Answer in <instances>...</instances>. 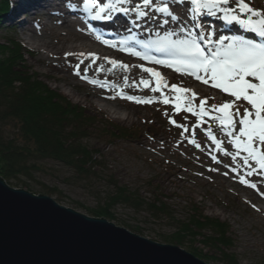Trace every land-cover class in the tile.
<instances>
[{
  "label": "rangeland",
  "instance_id": "obj_1",
  "mask_svg": "<svg viewBox=\"0 0 264 264\" xmlns=\"http://www.w3.org/2000/svg\"><path fill=\"white\" fill-rule=\"evenodd\" d=\"M20 1L21 6H24V0ZM164 1L172 7L180 5L185 7L184 9H190L184 12L190 22L212 17L211 20L219 25L215 26V23L211 27L219 35L220 33L227 35L235 33L256 43H264V38H258L257 34L245 31L239 25L226 23L222 19V13L208 15L205 12L204 15H200L193 10L194 6L190 5V0L188 2ZM8 2L9 10L0 19V41L7 43L16 40L26 50L31 51V55L26 57L31 72L39 76L50 89L64 96L71 104L81 107L82 111L85 110L83 114L87 116L86 121L92 125L94 131H90V135L82 141L89 149L98 152L97 162L100 164L97 169L98 174L88 177L56 161H38L36 164L39 171L34 172L31 178L20 177V187L17 190H24L36 196H39L42 191L44 196L51 197L59 205L90 216L87 210L95 209L100 204L103 205L107 196L112 192L108 182L112 177L122 186L129 187L133 192H139L140 197L147 202L163 200L173 213L168 218L165 216L154 218L146 209L135 210L128 206H118L112 211L115 220L110 221L117 227L126 229L129 226L139 229L140 231L134 234L158 244L177 246L192 255L195 250L202 256L208 257V259L198 257L206 264H221L218 261L219 254L214 249L200 243L201 238H198L199 240L187 238L182 246L166 243V239L176 234L180 226L188 223L192 217H207L227 225L233 243L231 253L237 258L239 264H264V209L261 213H256L254 207L246 199L247 194L243 191H250L253 194V202H256L258 207H263L264 201L262 199L260 201L252 189L237 183L233 184L223 175L216 174L217 169L221 170L220 163H229L230 160L223 151H219L216 145L208 140L205 133V131L217 133V137L224 140L221 147L227 152L235 153L237 151L235 146L228 143L231 137L227 139L220 120L213 119V117L223 119V114L213 111V106L219 108L223 103L231 100L234 102V107L229 111L234 112L235 107L239 106L241 114H243L244 107L252 110L250 106L244 101H235L234 97L222 94L218 88L209 89L202 84L200 86L216 94L218 101L209 102L198 94H195L196 97H190L191 95L188 97L181 91L176 92L175 94L181 98L179 111L174 107L175 103H163L164 95L153 93L145 97L134 96L140 100L151 101V103H136L125 99L126 95L119 94L115 95V98L119 100L124 96V102H109L100 98V94L96 97V89L89 87V84L80 81V78L77 79L76 74L72 73L74 68L71 62L80 64L79 61L70 62L65 57L58 60L56 56L46 54L33 42L26 40V35L19 24L21 22L32 31L41 32L38 29L44 28L46 23L48 26L58 27L61 25L58 21L62 20L56 19L52 23L48 21L52 18L51 15L48 19L45 10L32 7L27 10L28 14L25 15V21H23L22 13L17 14L19 5L16 7L11 5L13 0H8ZM130 2L137 4L142 11L143 6H140L138 0H130ZM158 2L162 3L163 0H157V3H154L163 7ZM245 2L254 9L264 10V0H245ZM230 6L237 7L234 0H230ZM38 10L41 11L40 15H34ZM135 11L134 8L131 14L127 15V19L136 24V27L146 24L147 21ZM240 15L241 18H246L244 14ZM207 25L210 26V23L207 22ZM33 26H40V28L35 29ZM42 37L46 41L55 43V39L48 33ZM84 62L86 67L95 63L92 59H85ZM68 68L71 69V73ZM121 79L125 80L123 77ZM177 79V81H184L179 76ZM102 85L100 86H108ZM207 85H211V81ZM191 89L194 88L191 87ZM166 97H171V93ZM202 102L206 112L203 117L184 111L186 107L199 110ZM103 103L113 105L111 107L117 110L119 115H112L101 110ZM177 113L185 116L179 119L178 126H174L172 118L177 116ZM235 118L239 119V117ZM110 125L131 130V134L129 133L127 138L121 136L116 139L111 136L115 131H111ZM239 127L240 125H237V128ZM184 128H188L189 131L185 132ZM0 129L7 138H13L18 134L12 124L2 125ZM197 144L200 146L196 147ZM261 148L264 150V146ZM215 151H217L216 155ZM240 154L247 155L243 152ZM213 156L216 160L212 159ZM235 162L242 164V159L238 158ZM233 168L234 164H230L229 169H223V173L234 176ZM234 169L233 171L237 172ZM243 169L246 173L243 176L239 174L235 176L236 181L248 178L249 182L252 181L257 186L263 185L261 189L256 188V190L264 193V184L259 185L264 182V178L258 176L261 175L259 171L254 172L256 169L254 161H250L248 166L243 164ZM249 170L253 171L252 176L248 175Z\"/></svg>",
  "mask_w": 264,
  "mask_h": 264
},
{
  "label": "trees",
  "instance_id": "obj_2",
  "mask_svg": "<svg viewBox=\"0 0 264 264\" xmlns=\"http://www.w3.org/2000/svg\"><path fill=\"white\" fill-rule=\"evenodd\" d=\"M9 10L8 0H0V19ZM26 50L16 40L0 41V126L14 125L18 134L5 137L0 129V177L14 188H19V178H31L39 171L38 161L52 160L68 166L81 175L98 174L97 151L83 144L82 139L94 131L86 121L83 109L71 104L64 96L50 89L28 67ZM87 115V114H86ZM109 125V124H108ZM112 137H128L131 130L110 125ZM112 192L103 205L87 210L90 217L114 221L112 211L118 206L135 210L146 209L154 218L173 215L163 200L147 202L139 192L122 186L112 177L108 181ZM23 185V184H21ZM26 186V185H25ZM53 194V193H52ZM39 195H45L42 191ZM126 227V226H125ZM132 233L140 230L127 226ZM226 224L207 217H192L183 223L177 233L166 243L184 245L187 238L199 240L219 254L221 264H239L231 253L233 247ZM201 259H208L193 250Z\"/></svg>",
  "mask_w": 264,
  "mask_h": 264
},
{
  "label": "snow or ice",
  "instance_id": "obj_3",
  "mask_svg": "<svg viewBox=\"0 0 264 264\" xmlns=\"http://www.w3.org/2000/svg\"><path fill=\"white\" fill-rule=\"evenodd\" d=\"M144 2L145 6H148L151 0H144ZM182 2H188V0H182ZM234 2L237 5L236 8L230 6V0H190V5L194 6L193 10L200 15H204L205 12L208 15L222 13V19L226 23L239 25L245 31L253 32L264 38V10L254 9L245 0H234ZM85 8L98 9L95 17L97 19L108 18L104 15L106 9L95 2L85 3ZM156 11L167 14L170 19L178 21V17L173 15L168 6L160 7ZM138 14L142 17L146 15L144 11H140ZM240 14H244L246 18H241ZM168 22V20H164L165 24ZM183 32H185L183 28L179 32L166 31L163 36L157 34L156 40L149 41L144 45V47H153L157 52L166 53L170 57L168 60L144 56L131 49L128 51L131 55L150 60L154 64L174 68L181 74L194 76L196 80L204 84L211 81L212 88L220 89L229 97H234L235 101L246 102L252 110L244 107L243 114H241L239 106L235 107L234 112L229 111L234 107V102L231 100L223 103L219 108L213 106V111L223 114V119L220 117H213V119L220 120L226 136L231 137L228 143L237 149V154L233 155L232 159L235 160L240 152H245L247 155L242 161L245 166H248L250 161H255L260 169L264 170V150L261 148L264 146V43H256L238 35H219L213 39L212 36L216 35L214 32L202 37L193 35L191 31H188L186 35H181L180 33ZM201 41L208 47H203ZM110 63L115 64L116 61L112 60ZM143 71L156 78V85L151 88L152 91H160L165 87L161 84L159 72H155L151 68H144ZM140 83L145 87L150 85L148 80H141ZM171 90L177 93L181 91L175 85ZM124 98L136 103H151V101L140 100L134 96ZM163 103H169L168 97L164 98ZM174 107L179 111L181 106L177 102ZM184 111L202 117L206 114L203 102L199 110L186 107ZM235 117H239V119ZM237 125L240 127L237 128ZM184 131L188 132L189 129L184 128ZM208 136L219 151H223L225 156L229 155V152L221 147L222 142L217 140L211 131L208 132ZM199 146L196 145V147ZM212 159L216 160V157L213 156ZM253 174V171L249 170L248 175L252 176ZM240 182L256 188L255 184H249L247 180Z\"/></svg>",
  "mask_w": 264,
  "mask_h": 264
},
{
  "label": "bare ground",
  "instance_id": "obj_4",
  "mask_svg": "<svg viewBox=\"0 0 264 264\" xmlns=\"http://www.w3.org/2000/svg\"><path fill=\"white\" fill-rule=\"evenodd\" d=\"M70 1H72V4L74 5L75 12L74 13L69 12L67 14V12L65 11V17H64L65 21L58 27L48 26L47 23L44 28L43 27L40 28V26L38 27L33 26L35 29L40 28L38 30H40L41 32H38L36 30L32 31V29L25 27L24 26L25 24L22 25L21 22H19V24H21V30L23 31L24 35H26L25 36L26 40L29 42H33L35 45L38 46V49H42V51H44L46 54L54 55L57 57L58 60L61 59L62 57L63 58L65 57L66 60H69L70 62L73 60L79 61L80 64L79 63L74 64L73 62H71L74 68V71L72 69V73L74 72V74H76L75 77L77 79L78 78L82 79L84 83L89 84L88 85L89 87L96 89L95 92L96 97H99L100 94L101 95L100 98H102L103 100H107L109 102L112 101L124 102V100L114 99L113 95L116 94L117 92H125L126 95L150 96L152 95V93L158 95V91L151 90V88H153L156 85V82L150 83L148 87H145L143 84L140 83V81L146 80L148 79V77H144L140 74L138 79L136 78L132 79L127 74L128 70H136L137 72L140 73V70L143 71L144 68H154L153 71L159 72L161 74L160 77L161 81L164 80L168 84L177 85L178 88H180L184 94L189 96L191 95V97H196L193 94H198L209 102L218 101L215 93L211 92L210 90H206L202 86H199V83L193 82V79L196 80L194 76H190V78L188 79L186 78L184 79V81H177L178 80L177 76L183 75L181 74V72H177L174 68H168L163 65L154 64L150 60L141 59L140 57L133 56L128 51L129 48L126 47V46L133 47L137 42L144 41V40H140L143 38H138L137 35H140V37H144L148 42L152 39H157L158 38L157 34H159V36H163L166 31L179 32L181 28L185 29V32L180 34L186 35L188 32L186 29H190V26L192 24L189 21L187 14H185L184 12H187L190 9L187 10L184 9L185 7H181V6L172 7L171 5H167L168 4L167 1L164 0L162 3L158 2L159 4L163 5V7L168 6L170 10L173 12V15L178 17V21H177L176 19H170L167 16V14H163L156 11V9L160 8V6L154 4L157 3V0H151L148 6H145L144 0H138L139 4L144 3L142 11H144L146 15L143 16L142 18L146 20L147 23L144 25H139V27H136V24H131V22L127 19V15H130L131 11L134 8L136 9L135 12L141 11L139 8H137L136 4L135 5L132 4L130 0H109V1L104 0L102 3L105 6L110 5V3H112V10L105 13L109 14L118 11V13H116V18L114 17V19L116 22L124 23L121 24V30H122L121 33L118 31V35H114L113 33L108 32L107 29L102 26L89 25L88 22L90 19L81 18V10L84 11V14L86 13L90 14L88 9L85 8V3L86 1H91V0H40V1H30V2L34 9L36 7H39L38 9L45 10L48 19H49V15H51L50 17L52 18H50V20L48 21L54 23V21L57 19L58 14L62 12L61 6L64 3H70ZM13 5L16 7L17 5H19V2H13ZM118 7H120L121 9H118ZM125 8L127 9V11H125ZM54 9H55V13H54ZM108 9L110 8H107L106 11ZM25 10H26L25 14H28L27 13L28 6L25 7L24 11ZM40 10L36 11L34 15H40L41 13ZM123 11L124 13H122ZM71 17L81 22L82 24L89 25L90 27L89 31L91 33H96L97 35L102 34L103 36L104 34L108 36H112L114 37L112 41H119L120 43L119 42L105 43V41L108 40L105 36L103 39L104 42H100L99 40H96L97 39L96 37L93 38L87 32H83V30L78 26L71 24L69 21ZM116 19L119 21H117ZM211 19L212 17L210 16L205 17V20L202 19L201 22L198 23V27L200 30H202L204 36H206V30H204V28L207 25V22L209 23L213 22L211 21ZM164 20H168L169 22L165 24ZM221 23L222 22L220 21V24ZM217 25H219V23L215 24V26ZM194 26H195V21H194ZM113 29L114 31H116L115 27ZM146 29L147 31H145ZM47 33L51 35L53 39H55L54 41L55 43H52V41L51 42L46 41L42 37V35H45ZM36 35L39 37H37ZM233 35H237V34L235 33L229 34V36H233ZM173 38L175 39L176 37ZM123 44L126 46H124ZM207 47L208 46L206 45V48ZM85 59H92L93 61H95V63L91 66L86 67L84 64ZM112 60L116 61V63L115 64L110 63V61ZM125 65L127 67H124ZM68 69L70 70L71 73V69L70 68ZM121 77L125 78V80L121 79ZM97 82H102L103 85H107L105 82L109 83L110 85H112V92L109 93L106 88L99 89L98 87L91 86V84ZM97 85H101V84L97 83ZM191 87H193L194 89H191ZM167 91L169 92V90ZM111 106L113 105H111L110 103H105L104 105H101V110L107 111L112 115L118 116L119 112L117 110H113V107ZM214 154L216 155L217 151H215ZM233 155L236 154L229 153L228 155L230 159L229 163H222V164L220 163L222 169L228 168L229 164L235 163V161L238 160L239 155H237V158L235 160L232 159ZM235 166H237L236 163ZM218 173H220V171H218ZM224 178L228 179V181H230L231 183L236 184V179L234 177L227 175L224 176ZM262 187L263 185L257 186L256 188L261 189ZM243 192L247 194L248 198L246 199L248 203L249 204L251 203V206L254 207V211L256 213H261V211L264 209V206L258 207L256 205L257 203L253 202L254 197L250 191H243ZM263 201H264V194H263ZM260 204L262 203L260 202Z\"/></svg>",
  "mask_w": 264,
  "mask_h": 264
},
{
  "label": "water",
  "instance_id": "obj_5",
  "mask_svg": "<svg viewBox=\"0 0 264 264\" xmlns=\"http://www.w3.org/2000/svg\"><path fill=\"white\" fill-rule=\"evenodd\" d=\"M0 264H206L0 177Z\"/></svg>",
  "mask_w": 264,
  "mask_h": 264
}]
</instances>
